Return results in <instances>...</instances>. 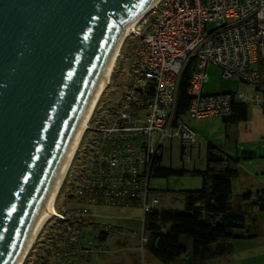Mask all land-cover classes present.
I'll list each match as a JSON object with an SVG mask.
<instances>
[{
	"label": "built area",
	"instance_id": "obj_1",
	"mask_svg": "<svg viewBox=\"0 0 264 264\" xmlns=\"http://www.w3.org/2000/svg\"><path fill=\"white\" fill-rule=\"evenodd\" d=\"M151 12L153 21L147 35L139 37L124 90L92 124L97 103L62 178L55 211L42 226L52 220L60 231L50 233L42 264H86L109 252L108 238L119 229L96 222L91 211L96 206L141 209L136 250L142 255L144 217L159 203L149 184L151 169L165 140L191 146L196 133L187 120L227 118L235 100L256 107L263 103L259 74L252 66L264 59V0H160ZM189 66V101L179 114L178 91ZM210 66L223 79L239 80L252 95L204 94ZM80 152L65 195L70 207L57 210V198Z\"/></svg>",
	"mask_w": 264,
	"mask_h": 264
},
{
	"label": "water",
	"instance_id": "obj_2",
	"mask_svg": "<svg viewBox=\"0 0 264 264\" xmlns=\"http://www.w3.org/2000/svg\"><path fill=\"white\" fill-rule=\"evenodd\" d=\"M156 1L0 0V264L14 263L121 29Z\"/></svg>",
	"mask_w": 264,
	"mask_h": 264
},
{
	"label": "rangeland",
	"instance_id": "obj_3",
	"mask_svg": "<svg viewBox=\"0 0 264 264\" xmlns=\"http://www.w3.org/2000/svg\"><path fill=\"white\" fill-rule=\"evenodd\" d=\"M152 21L153 15L150 12L138 23L135 32L131 33L123 44L110 85L99 101L92 124L96 122L101 111L114 104L124 90L130 73L131 57L139 44V37L141 34L142 36L147 35L148 27ZM206 72L208 79L203 86L204 94H234L244 91L246 94L252 95V91L239 80L223 79L217 68L210 66ZM246 104L250 109L251 103L246 102ZM187 123L196 133L194 144L184 147L181 151L182 147L176 139L165 140L162 165L190 171L193 169L204 170L207 167L219 169V164H227L231 169L238 170V177L232 180V195L229 204L233 208L238 203L241 204V211L245 213L248 233H260L262 237L258 242H264V142L251 148L249 144L238 139L239 123H226L220 118L187 120ZM209 146L212 148L209 149ZM81 153L77 155L66 182L62 186L63 188L57 198V210L70 207V203L65 200V195L80 162ZM245 154H254L255 158L244 160L247 156ZM209 156L232 160L238 158V161L208 162ZM149 184L154 195L159 199L158 208L183 210L184 203L181 192L200 189L201 178L187 174L178 177L151 178ZM248 193H251L250 198L247 197ZM91 211L96 222L117 227L119 232L114 233L112 238H108V253L102 257H94L86 264H147L148 256H151L147 249H144L142 255L135 250L136 242L142 230V212L139 207L117 209L108 206H96ZM59 231L58 222L47 221L34 239L25 258V264H42V260L45 259L42 254L45 249H49L50 235H57ZM51 232L52 234H50ZM235 259L236 257H221L210 264H264V253L256 257L249 256L248 259L244 258L241 261Z\"/></svg>",
	"mask_w": 264,
	"mask_h": 264
},
{
	"label": "trees",
	"instance_id": "obj_4",
	"mask_svg": "<svg viewBox=\"0 0 264 264\" xmlns=\"http://www.w3.org/2000/svg\"><path fill=\"white\" fill-rule=\"evenodd\" d=\"M191 70L190 66L187 67L180 83L176 106L179 114L184 113L188 105L186 91ZM247 112L248 105L235 100L232 103V114L223 121L231 124L244 122L247 120ZM181 147L183 151L184 146ZM162 160L163 154L153 162L150 179L187 174L200 177L201 187L198 190L181 192L183 210L161 209L157 205L145 214V248L157 260L162 264H170L177 259L182 260L183 264H205L229 251L227 248L215 249L213 245L217 242L258 237V233H248L241 204L239 208H233L229 204L232 195L231 181L238 177V170L231 169L227 164H219V169L207 167L204 170L187 171L165 167ZM224 161L237 162L238 158H208V162Z\"/></svg>",
	"mask_w": 264,
	"mask_h": 264
},
{
	"label": "bare ground",
	"instance_id": "obj_5",
	"mask_svg": "<svg viewBox=\"0 0 264 264\" xmlns=\"http://www.w3.org/2000/svg\"><path fill=\"white\" fill-rule=\"evenodd\" d=\"M159 1L160 0H157L151 7L139 13L134 19H132L130 22L124 25L123 28L121 29L120 35L112 48V51L108 57L105 67L94 89V92L81 118V121L76 129V132L72 138V141L67 149V152L63 158V161L58 169V172L53 180V183L24 239L21 249L19 250L13 264H23L24 263L25 258L29 252V249L31 248V245L34 239L36 238V236L38 235L39 231L41 230L44 222L48 219L49 215L55 211L54 201H55V197L59 189V186L61 184L62 178L69 166L73 153L75 152V149L84 131V128H85V125L88 119L90 118L95 106L97 105L101 97L103 96L104 92L110 85L111 78L114 72V68L120 56L122 46L125 43V41L129 38L131 33L135 31L138 23L144 18V16L147 13H149L158 4Z\"/></svg>",
	"mask_w": 264,
	"mask_h": 264
},
{
	"label": "crops",
	"instance_id": "obj_6",
	"mask_svg": "<svg viewBox=\"0 0 264 264\" xmlns=\"http://www.w3.org/2000/svg\"><path fill=\"white\" fill-rule=\"evenodd\" d=\"M252 67L256 69L259 74L258 87L261 93V98L263 100V103L262 105L256 107L250 102L251 108L250 109L248 108L247 120L242 123L241 122L239 123L238 125L239 134H237L238 139L243 143L245 142L249 144L251 148L256 147L257 145H261L264 142V59L260 60ZM245 155L247 156L244 158V160H251L255 158L254 154H245ZM231 191H232V181H231ZM248 194L249 196L247 197L250 198L251 193ZM239 206L240 204L238 203L235 207L239 208ZM261 237L262 236H260V233H258V237L253 239H239V240H232L225 242H217L215 245H213L215 249L227 248L229 251L222 253L221 255H218L217 257L219 258L215 257L213 259H210L205 264L213 263L215 260H219L221 257L224 258L236 257L235 260L241 261L244 258L248 259L249 256H253V257L260 256V254L262 255V253H264V242L261 243L258 242L260 241ZM135 250H136V246H135ZM147 264H162V263L151 254V256H148ZM170 264H183V261L177 259Z\"/></svg>",
	"mask_w": 264,
	"mask_h": 264
}]
</instances>
